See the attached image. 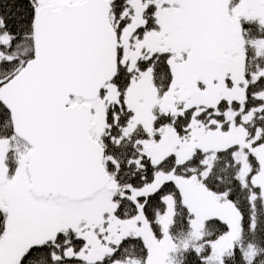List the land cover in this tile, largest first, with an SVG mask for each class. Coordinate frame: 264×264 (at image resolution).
I'll use <instances>...</instances> for the list:
<instances>
[{
  "label": "snow or ice",
  "instance_id": "1",
  "mask_svg": "<svg viewBox=\"0 0 264 264\" xmlns=\"http://www.w3.org/2000/svg\"><path fill=\"white\" fill-rule=\"evenodd\" d=\"M0 264H264V0H0Z\"/></svg>",
  "mask_w": 264,
  "mask_h": 264
}]
</instances>
